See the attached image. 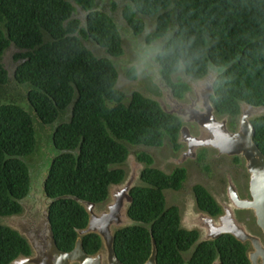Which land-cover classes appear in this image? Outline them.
Masks as SVG:
<instances>
[{
  "label": "trees",
  "instance_id": "trees-1",
  "mask_svg": "<svg viewBox=\"0 0 264 264\" xmlns=\"http://www.w3.org/2000/svg\"><path fill=\"white\" fill-rule=\"evenodd\" d=\"M122 1V17L137 35L146 31L144 16L155 17L146 42L162 40L155 61L178 99H185L191 90L178 72L182 69L187 76L202 79L211 65L216 75L210 100L217 116L230 117L231 128L241 114V102L264 106V0ZM99 2L0 0V215L23 211L20 199L28 195L31 184L25 157L38 146L35 117L53 125L56 153L44 187L52 198V232L64 251L74 248L78 229L89 222V213L74 197L104 203L109 186L126 177L120 165L130 154L128 144L161 147L169 141L175 150L182 147L180 117L139 91H133L127 102L126 93L118 88L113 58L123 56L125 49L111 13L119 0H110L108 12ZM77 7L86 12L84 23L75 16ZM90 39L108 56H97L84 42ZM10 47L17 49L13 79L29 86L30 110L8 88L11 78L2 57ZM126 73L137 77L134 66ZM66 110L69 117L62 120ZM252 122L254 141L264 153V115ZM205 154L202 149L198 159ZM137 158L144 163L142 184L133 188L128 209L135 224L114 235L116 254L124 264H144L153 238L158 264H213L216 259L222 264H251L249 242L231 234L198 242L200 231L183 227L179 207L167 205L165 190L182 188L186 167L166 173L154 166L148 152ZM193 192L201 211L215 217L223 212L205 186L195 184ZM81 237L89 254L103 247L95 232ZM22 254H32L27 238L0 223V264H10Z\"/></svg>",
  "mask_w": 264,
  "mask_h": 264
},
{
  "label": "water",
  "instance_id": "water-1",
  "mask_svg": "<svg viewBox=\"0 0 264 264\" xmlns=\"http://www.w3.org/2000/svg\"><path fill=\"white\" fill-rule=\"evenodd\" d=\"M212 66L200 81L206 79V88L197 100L186 104L180 99H175L171 108L165 107L157 100L164 111L175 114L183 121L179 141L187 144L186 153L191 157L197 155L198 149L212 147L219 154L239 155L245 160V167L249 175L250 196L241 198L234 184H230V194L234 205L239 209L251 210L255 216L256 224L264 235V153L254 141L255 128L252 118L264 115V106H254L241 102V114L238 117V129L231 131L227 126L228 116L218 119L210 97L214 92L215 76L212 75ZM202 101V109L196 107ZM189 109V115L186 113ZM187 122L198 126L199 136L191 133ZM129 157V156H128ZM141 165V164H140ZM144 166L141 165L139 173L132 172L129 177L120 183L109 186L106 208L97 210V203L79 200L89 213V222L85 228L78 229V238L75 246L70 251L59 248L52 232L49 214V205L52 198L48 197L45 205L29 202L26 197L20 199L23 211L17 214L0 215V223L8 226L25 236L31 246V255H19L10 264H124L117 256L114 235L121 229L135 222L128 215V209L133 201L132 190L137 185ZM30 170V169H29ZM31 173V172H30ZM31 189V184H30ZM30 192V191H29ZM68 197V196H67ZM57 199L60 197H56ZM226 213L214 218L206 212H201L207 230L206 237L200 234L198 242L214 240L222 234H231L239 241L249 242L251 249L247 250L251 264H264V239L261 235L252 233L247 225L240 221L233 209L225 208ZM95 232L102 240L103 247L94 254H89L83 246V235ZM152 252L144 264L157 263V245L151 239ZM213 264H222L216 259Z\"/></svg>",
  "mask_w": 264,
  "mask_h": 264
},
{
  "label": "rangeland",
  "instance_id": "rangeland-1",
  "mask_svg": "<svg viewBox=\"0 0 264 264\" xmlns=\"http://www.w3.org/2000/svg\"><path fill=\"white\" fill-rule=\"evenodd\" d=\"M124 3L125 1L119 0V6L117 10L111 13L119 24L125 49V53L123 56L113 58L114 64L116 65V68L118 70L117 86L126 93L127 102L131 97L133 91H139L149 98L158 99V101H160L165 107L170 109L171 105L175 104L174 97L172 96L173 93L171 88L161 78L159 73V65L155 61V55L162 44V40L151 44H148L146 42L147 32H150L154 28L155 17L144 16V19L146 21V31L143 34L137 35L133 32L131 27L122 17L121 10ZM99 4L107 12L110 11V0H100ZM75 16L83 22L86 17V12L80 7H77ZM171 33L172 30L169 34ZM84 42L97 56H108L106 50L97 45L93 40H84ZM16 52L17 49L15 47H10L5 51L2 57V60L7 70L9 71L11 78L8 88L11 91L10 93L14 95L15 99L20 101L21 105H23L25 108L29 109L30 106L26 99L29 86L18 84L13 79V71L17 64L14 59V55ZM141 55H143L145 58V63L143 65L140 64ZM131 66L136 67L137 70V77L135 79L129 78L126 73L128 68ZM212 75H216L215 69L212 70ZM176 76L177 74L174 75L175 79ZM178 76L189 82L191 86L189 94L192 96V99H190L186 95L185 99L182 100L184 103L191 104L192 101L197 100L198 95L202 96V93L206 88V79L200 81L199 79L189 77L184 73L182 69L178 72ZM196 107L201 110V103H199V106ZM69 114L70 112L66 110L61 119L67 120ZM33 116L35 117L34 114ZM223 117L217 116V118L220 120H222ZM228 119L230 120V117H228ZM35 122L38 146L35 152L25 157V161L27 162L30 168V174L33 185V194L29 196V202H37L35 201L36 199L34 195L38 193L42 194L41 189L43 179L45 178L46 173L49 169L51 158H53L54 154L56 153L51 140L53 125L43 124L36 117ZM187 125L193 135H200L198 126L195 123L187 122ZM181 144L183 146L181 152L175 150L169 141L165 142L164 145L161 147H149L144 145L128 144L130 158L127 160V162L121 164L120 166H123L126 169L127 178L132 172L139 173V171L141 170V165L144 166V163L138 160L137 155L138 153L144 151L152 155L154 159V166L165 171L166 173H170L177 166L186 167L188 170V176L187 180L184 181L182 188L178 191L172 189L165 190L167 205L178 206L181 210L182 221L183 218H185L184 222L182 223V226L185 228H197L200 231L202 237L205 238L207 230L204 224V220L202 219L203 223L201 220L202 215L195 201L193 186L195 184L204 185L214 195V197L219 203H225L230 205L225 191V179L228 174L234 173L236 175H239V168L233 163L232 156H215L213 154L215 151L213 149H208L209 147L203 148L206 154L205 158L202 160L198 159L200 154V152H198L195 157L190 156L191 158L187 162L174 163L172 162L173 158L180 159L182 150H187V144L184 142H181ZM201 153L204 155L203 152ZM244 166L245 164L243 165V167ZM244 179L240 176H235L236 184L237 186H239L238 188H241L243 183L247 185L249 181V175L244 177ZM136 184L141 185V179H138ZM246 191L244 192V194L242 193V191H239L240 196L242 198L249 194V191ZM45 204L46 202L43 203V205ZM106 204L107 203L105 202L102 204H97V210H104L106 208ZM198 212L201 217L200 223L199 225L194 226L195 221H197L195 214H197ZM238 218L241 222L247 225V227L252 233H257L258 235H261L264 239L262 231L256 225V220L253 211L245 210L242 215L238 216ZM246 218H248L249 221H247ZM251 247L252 246H250V249ZM191 250L184 254L186 259L190 256Z\"/></svg>",
  "mask_w": 264,
  "mask_h": 264
},
{
  "label": "flooded vegetation",
  "instance_id": "flooded-vegetation-1",
  "mask_svg": "<svg viewBox=\"0 0 264 264\" xmlns=\"http://www.w3.org/2000/svg\"><path fill=\"white\" fill-rule=\"evenodd\" d=\"M173 97H174V101H175V99H178L176 96H174V95H172ZM187 96L190 98V99H192V96L188 93L187 94ZM176 102V101H175ZM199 103H201L202 104V101H198L197 102V105L196 106H199ZM170 105V104H169ZM189 109H197V108H186V113L189 115ZM227 126H228V128L231 130V131H236L237 129H238V120H237V124H236V126L234 127V128H231L230 127V125H229V119L227 120ZM183 147V146H182ZM182 147L180 148V149H178L177 151L178 152H181V149H182ZM188 148V147H187ZM203 148H208V147H202V148H199L198 149V152H200ZM208 149H213L215 152L213 153L215 156H218V157H221V156H228V157H230V156H232V159H233V163L236 165V166H238V168H239V175H236V174H234V173H232V174H228L227 175V177H226V179H225V186H226V188H225V191H226V194H227V199L229 200V203H230V205H228V204H221V203H219L221 206H222V210H223V212L220 214V215H224L225 213H226V210H225V208H230V209H233V212H234V214H235V216L238 218V216H240V215H242V213L245 211V209H239V208H237L235 205H234V203H233V201H232V198H231V194H230V189H229V186H230V184H234V186L237 188V190H238V193H239V191H242V193L244 194V192L246 191V190H248L249 191V181H248V183H247V185H245L244 183L242 184V187L241 188H238L239 186H237V184H236V180H235V176H240V177H242L243 179H244V177H246V176H248V172H247V169H246V167L244 166L243 167V165L245 164V160H244V158L242 157V156H239V155H227V154H221V155H218L219 154V152H218V150L216 149H214V148H208ZM187 151V150H186ZM186 151H183L182 150V154H181V158L179 159V158H173V160H172V162H174V163H179V162H187V161H189L190 160V155L189 154H187L186 153ZM188 152V151H187ZM197 152V153H198ZM236 156H239L240 158L239 159H236ZM130 157H128L127 158V160L129 159ZM127 160L125 161V162H127ZM124 162V163H125ZM45 178H46V176H45ZM45 178L43 179V182H42V194H40V193H38V194H36V195H34V197H35V201H38L39 203H41V204H43V203H45V202H47L48 201V195H47V193L45 192V187H44V182H45ZM140 179V178H139ZM245 180V179H244ZM243 181V180H242ZM244 182V181H243ZM204 186V185H203ZM247 192V191H246ZM33 194V185H32V179H31V189H30V192L28 193V195H27V198L28 199H30V195H32ZM213 195V194H212ZM239 195H240V193H239ZM214 196V195H213ZM248 196H250V193L248 194ZM248 196H245V197H243V198H246V197H248ZM241 197V196H240ZM242 198V197H241ZM195 201H196V198H195ZM197 204V203H196ZM198 207V206H197ZM180 209V208H179ZM199 211H201L200 209H199ZM180 212H181V210H180ZM201 212H204V211H201ZM220 215H218V216H220ZM195 216H196V218H197V221H195V225L194 226H196V225H199V223H200V214H199V212L197 213V214H195ZM212 216V215H211ZM218 216H213L214 218H218ZM184 220H185V218H183V221H181V225H182V223L184 222ZM201 220H202V218H201ZM246 220L247 221H249V219L248 218H246ZM202 223H203V220H202ZM257 225V224H256ZM187 229H189V230H192V229H197V228H195V227H192V228H187ZM257 234V233H256ZM264 236V235H263Z\"/></svg>",
  "mask_w": 264,
  "mask_h": 264
},
{
  "label": "clouds",
  "instance_id": "clouds-1",
  "mask_svg": "<svg viewBox=\"0 0 264 264\" xmlns=\"http://www.w3.org/2000/svg\"><path fill=\"white\" fill-rule=\"evenodd\" d=\"M145 63V58L143 55H141V58H140V64L143 65Z\"/></svg>",
  "mask_w": 264,
  "mask_h": 264
},
{
  "label": "bare ground",
  "instance_id": "bare-ground-1",
  "mask_svg": "<svg viewBox=\"0 0 264 264\" xmlns=\"http://www.w3.org/2000/svg\"><path fill=\"white\" fill-rule=\"evenodd\" d=\"M173 93V92H172ZM174 95V94H173Z\"/></svg>",
  "mask_w": 264,
  "mask_h": 264
}]
</instances>
